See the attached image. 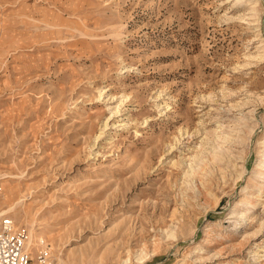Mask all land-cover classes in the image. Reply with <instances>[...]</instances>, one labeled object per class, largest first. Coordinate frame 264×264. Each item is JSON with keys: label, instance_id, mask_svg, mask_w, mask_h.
I'll return each instance as SVG.
<instances>
[{"label": "rangeland", "instance_id": "rangeland-1", "mask_svg": "<svg viewBox=\"0 0 264 264\" xmlns=\"http://www.w3.org/2000/svg\"><path fill=\"white\" fill-rule=\"evenodd\" d=\"M0 204L33 264H264V0H0Z\"/></svg>", "mask_w": 264, "mask_h": 264}, {"label": "built area", "instance_id": "built-area-1", "mask_svg": "<svg viewBox=\"0 0 264 264\" xmlns=\"http://www.w3.org/2000/svg\"><path fill=\"white\" fill-rule=\"evenodd\" d=\"M39 263L53 264L45 250L38 259ZM33 258L27 246V233L17 229L13 219L6 217L0 226V264H33Z\"/></svg>", "mask_w": 264, "mask_h": 264}, {"label": "bare ground", "instance_id": "bare-ground-1", "mask_svg": "<svg viewBox=\"0 0 264 264\" xmlns=\"http://www.w3.org/2000/svg\"><path fill=\"white\" fill-rule=\"evenodd\" d=\"M1 205L2 204H0V207H1ZM17 205H11V206H9L7 208H0V223L6 217H11V215H13L12 214L13 213V210L15 209V207ZM18 220L19 221H22L24 224H26L27 226H29V232L27 234V246H28V249L29 250L35 249V248H38L41 245L44 246V247H46V249H47V245L44 243V241H45L44 240L45 239L44 236L47 233L45 232L46 234L44 233L45 234L44 235L42 232H38V231H41V229H37L35 223H30L29 222V218L27 217L26 214L25 215L24 214L23 215H20ZM153 254H154V251H149V250H147V249L144 248L137 255V261L140 262V263H144L145 261H147L148 259H150ZM58 259H59L58 264H68L67 261H66V259H64V258L59 257ZM45 263H46V260L45 261L43 260L42 261V264H45ZM120 264H131L130 257L127 258V259H124Z\"/></svg>", "mask_w": 264, "mask_h": 264}]
</instances>
